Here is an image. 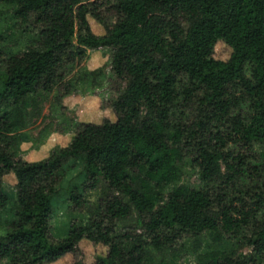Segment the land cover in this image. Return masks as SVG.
I'll use <instances>...</instances> for the list:
<instances>
[{
	"label": "trees",
	"instance_id": "1",
	"mask_svg": "<svg viewBox=\"0 0 264 264\" xmlns=\"http://www.w3.org/2000/svg\"><path fill=\"white\" fill-rule=\"evenodd\" d=\"M0 4L32 34L22 49L0 46V211L12 205L0 264L54 263L78 253L83 239L107 247L92 264H170L189 238L194 264H261L264 0ZM218 41L231 49L227 60L213 57ZM87 50H101L107 65L64 80ZM77 80L91 91L107 87L101 102L115 119L74 124L67 144L42 160L19 157L27 118L49 95L72 94ZM78 164L80 181L63 190ZM8 173L16 179L12 199L2 190ZM100 181L106 191L87 216L71 218L66 234L53 238L58 199L82 208ZM132 214L138 229L121 230Z\"/></svg>",
	"mask_w": 264,
	"mask_h": 264
},
{
	"label": "rangeland",
	"instance_id": "2",
	"mask_svg": "<svg viewBox=\"0 0 264 264\" xmlns=\"http://www.w3.org/2000/svg\"><path fill=\"white\" fill-rule=\"evenodd\" d=\"M13 7L6 4H0V46L9 50L23 48V43L30 32L19 28V24L15 23L13 18ZM91 29L94 33H103V27L88 17ZM87 57L75 60L70 68L65 69L64 80H75L79 76H85L84 72L92 71L97 68L107 65V56L101 50H87ZM231 49L222 41H218L213 50V57L219 60H227L230 56ZM106 69H108L106 67ZM75 83V91L64 97L63 99H55L53 95H49L40 104V114L32 115L27 118L25 126L20 129L22 142L18 147V155L28 162H35L46 158L49 153L57 147H63L67 144L70 134L74 129V124L80 123H100L104 119L113 121L115 116L111 109L102 106L101 99L110 93L107 92V87L95 89L91 91L86 88V85ZM109 93V94H108ZM62 105L64 108L62 109ZM80 164L70 169L62 181V188L65 190L67 185L72 182H78L80 176ZM185 173H182V178ZM194 175L191 176V181H194ZM16 179L13 173H8L3 176L2 190L12 199L15 194ZM106 191L105 184L100 181V184L95 190H87L85 197L87 204L82 208L74 206L67 207L58 199L53 214L50 220L51 236L53 238L63 237L68 229L71 218H81L87 216V210L96 204L98 198ZM12 205L9 204L4 210L0 211V236L5 233L3 224L10 217ZM135 214H132L128 219L118 223L121 230L138 229L135 222ZM137 231V230H136ZM138 232H140L138 230ZM207 239V238H206ZM192 241L190 238L185 247H180V243L176 245L177 251L181 250L176 256L171 257L170 264H194V256H190V248ZM203 240H201L202 242ZM185 243V241H184ZM222 245H228L226 241L221 242ZM78 253L67 254L57 262L47 264H71L75 260H82L85 264H92L98 256H104L107 247L101 243L93 244L87 239H83L78 243ZM249 249L239 248L237 253H246ZM169 253H165L167 257ZM261 264H264L262 259Z\"/></svg>",
	"mask_w": 264,
	"mask_h": 264
}]
</instances>
